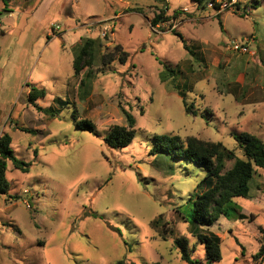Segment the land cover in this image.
Here are the masks:
<instances>
[{
    "label": "rangeland",
    "instance_id": "374dc122",
    "mask_svg": "<svg viewBox=\"0 0 264 264\" xmlns=\"http://www.w3.org/2000/svg\"><path fill=\"white\" fill-rule=\"evenodd\" d=\"M27 1L11 0L4 11L0 0V136L9 133L15 156L28 164L24 170L8 163L0 264H264L255 258L264 244V170L254 174L248 197L234 199L230 216L201 226L192 199L205 188L206 170L152 151L156 135L192 136L222 142L243 158L233 133L248 131L252 115L236 103L248 101L252 83L236 66L262 55L257 48L254 56L233 52L228 44H258L264 0H213V7L212 0H157L146 13L151 21L166 9L155 27L134 13L89 18L88 33L61 35V21L31 14ZM89 37L101 42L99 57L75 76L74 49ZM118 43L128 54L124 62ZM102 55L113 61L103 64ZM164 63L179 65L174 81H161ZM89 70L92 90L82 99L80 80ZM32 86L46 90L36 102L42 109L28 102ZM125 109L135 119L134 138L115 149L104 138L113 125L128 124ZM82 120L95 130L81 128ZM209 232L220 237V261L208 262L198 239ZM182 236L194 263L175 244Z\"/></svg>",
    "mask_w": 264,
    "mask_h": 264
},
{
    "label": "trees",
    "instance_id": "16d2710c",
    "mask_svg": "<svg viewBox=\"0 0 264 264\" xmlns=\"http://www.w3.org/2000/svg\"><path fill=\"white\" fill-rule=\"evenodd\" d=\"M11 0H3L5 4L4 11H9L8 5ZM197 4H203L208 0H193ZM141 12L142 9H135ZM166 9H162L160 13L155 14L151 20V25L155 27L164 18ZM102 44L97 38H86L74 49L75 57L73 61L75 76L88 67L91 69L96 57H99V48ZM117 51L124 55L121 61L127 60L128 54L124 51L120 44H116ZM103 64L113 61L112 58H106L102 55ZM165 70L161 72L160 78L162 82L169 79L175 80L177 72H181L179 65L172 67L164 63ZM92 72L89 70L80 80V86L85 87L81 91V98L85 99L92 90L90 82H92ZM79 86V87H80ZM178 92L184 96V92L180 90L179 85L175 86ZM46 96L44 88L32 86L28 93V102L37 105V100ZM186 110L191 112L185 98H183ZM42 109L41 107H37ZM48 112V110H46ZM127 119V125H113L109 133L105 136L106 144L112 148L120 149L128 146L135 133V119L133 115L124 110ZM75 116V114H74ZM75 119L77 117L75 116ZM78 125L90 131L95 130V125L89 120H82ZM234 138L243 151V158L236 155L233 149H229L222 142H209L198 139L196 137H188L182 140L178 135H156L154 137L155 145L153 152L168 151L179 158H186L190 162L201 165L206 170L205 188L198 192L193 200V221L201 226L213 225L220 216H230V210L236 205L234 199L237 197H248L251 192V181L257 169L264 170V141L256 135L249 132L233 133ZM12 138L9 133H3L0 136V194H5L9 189V181L6 176L8 163L12 162L16 168L28 170V164L18 159L12 148ZM233 160V166L226 169L227 162ZM242 217V214H237ZM159 228L158 221L154 222ZM163 233H166L163 231ZM200 242L205 244L206 256L208 262L221 260L220 237L215 233H197ZM175 244L180 248L182 258L188 262L194 263L189 255V242L185 237H177ZM264 257V244L261 246L255 258ZM155 264H160L159 262Z\"/></svg>",
    "mask_w": 264,
    "mask_h": 264
},
{
    "label": "crops",
    "instance_id": "0c3cea01",
    "mask_svg": "<svg viewBox=\"0 0 264 264\" xmlns=\"http://www.w3.org/2000/svg\"><path fill=\"white\" fill-rule=\"evenodd\" d=\"M27 2L30 3L31 14L39 15L38 17L42 18L46 17L51 21L50 23H54L58 20L61 21L62 26L66 27V29L60 30V35L68 30H78L79 33H88L90 29L87 28L85 22L89 18L103 22L118 20L124 16L135 13L145 16L147 21L151 24L150 17H147L146 13L158 3L157 0H28ZM258 7H260V5H257V8ZM137 8L142 9V11H136L135 9ZM98 9H100L101 12H99ZM50 11L51 13L53 12L54 15H52ZM27 14L29 15V13ZM131 27H134L133 23L130 24V28ZM198 33L200 38L204 36V31L202 29H200ZM257 34H259L258 44L255 45L253 43V47L259 49L262 55L261 58L257 56L259 59L256 63H251V61H249L247 64H244L241 62V65L238 64V66H236L240 76L243 75V81L249 78V82L252 83L250 97L247 102L236 104L241 109L246 106L248 114L252 115V118L249 119L251 124L250 128L248 131L243 132L252 133L264 141V137L262 138L261 136L264 133V72H262V70H264V35L260 32ZM82 39L81 37L77 43Z\"/></svg>",
    "mask_w": 264,
    "mask_h": 264
},
{
    "label": "built area",
    "instance_id": "2783aa9c",
    "mask_svg": "<svg viewBox=\"0 0 264 264\" xmlns=\"http://www.w3.org/2000/svg\"><path fill=\"white\" fill-rule=\"evenodd\" d=\"M235 1L236 0H234V2ZM196 4L197 3H195V5ZM208 5L210 7H213V0ZM183 10L187 11L188 8H184ZM228 49L233 52L240 53V54H249L253 56L257 54V50L253 47V42L250 40H245L242 42H238L237 40H234L230 44H228Z\"/></svg>",
    "mask_w": 264,
    "mask_h": 264
}]
</instances>
